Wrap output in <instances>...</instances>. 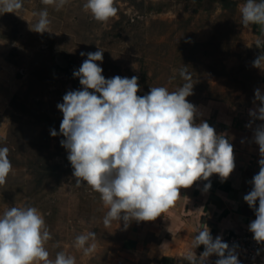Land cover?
Here are the masks:
<instances>
[{"label":"rangeland","instance_id":"rangeland-1","mask_svg":"<svg viewBox=\"0 0 264 264\" xmlns=\"http://www.w3.org/2000/svg\"><path fill=\"white\" fill-rule=\"evenodd\" d=\"M237 1L238 10L230 12L207 0H114L117 16L106 24L83 10L86 0H68L60 10L23 0L20 16L0 15V147L9 148L12 163L0 186V215L12 206L36 207L52 237L45 245L51 259L65 251L76 264H95L97 255H109L122 237V221L104 226L100 194L77 186L64 137L50 134L59 133L63 96L82 87L73 75L87 59L80 53L104 51L97 62L104 77L137 76L141 96L151 87L182 86L185 66L193 84L187 100L195 106L206 98L231 100L241 90L250 96L261 80L253 62L264 49L255 46L259 32L241 25L244 0ZM44 9L50 32L41 34L30 27L38 19L33 13ZM61 53L70 55L68 70L57 66ZM87 231L95 232L98 245L89 257L74 247Z\"/></svg>","mask_w":264,"mask_h":264},{"label":"clouds","instance_id":"clouds-1","mask_svg":"<svg viewBox=\"0 0 264 264\" xmlns=\"http://www.w3.org/2000/svg\"><path fill=\"white\" fill-rule=\"evenodd\" d=\"M44 5L62 9L68 0H42ZM83 10L101 23L117 16L114 0H86ZM23 11V0H0V15ZM241 25H257L264 32V0H244L239 6ZM38 17L30 27L43 34L50 32L47 9L33 13ZM264 49V37L255 41ZM103 52H81L86 56L74 77L80 90L68 91L63 103L57 105L63 114L59 133L52 129L68 156L77 186L85 183L100 194L107 209L104 226L113 221H154L180 197L181 188L196 181H208L216 174L226 180L235 169L233 145L224 134L206 121L196 123L198 109L187 100L193 94L191 75L187 67L179 70L185 81L174 91L167 87H151L138 95V77L105 78L97 62H103ZM264 71V53L253 62ZM259 106L250 116L264 121V94L255 90ZM250 126V125H246ZM259 146V172L250 181L251 191L243 199L255 212L249 231L257 244H264V124L254 131ZM12 172L9 148L0 147V186L6 184ZM205 185V190L210 188ZM258 201V207H256ZM43 214L33 206H12L0 215V264H76V257L60 251L54 259L45 245L51 239ZM91 241V243H89ZM203 246L199 256L195 249ZM74 247L89 257L97 250L96 234L92 231L76 236ZM216 255L215 264H240L235 248H230L220 236L212 237L207 226L194 235L183 255L187 264H207Z\"/></svg>","mask_w":264,"mask_h":264},{"label":"crops","instance_id":"crops-1","mask_svg":"<svg viewBox=\"0 0 264 264\" xmlns=\"http://www.w3.org/2000/svg\"><path fill=\"white\" fill-rule=\"evenodd\" d=\"M256 30L259 38L264 37L260 28ZM258 73L261 80L255 90L264 94V71L258 69ZM255 90L250 96L241 90L231 100L206 98L196 104V123L206 121L233 145L235 169L230 176L222 181L214 174L208 181L181 188L180 197L154 221H131L127 227L122 222V237L115 249L109 255H97L95 264H187L183 255L201 225L209 228L214 239L220 236L223 241L231 233L249 231L255 212L243 197L251 191L250 181L259 172L261 157L253 137L257 126L264 124L249 114L259 106ZM206 184L211 185L207 190ZM203 251V246L195 249L197 256ZM215 261L212 255L207 264ZM253 264H264V258Z\"/></svg>","mask_w":264,"mask_h":264},{"label":"built area","instance_id":"built-area-1","mask_svg":"<svg viewBox=\"0 0 264 264\" xmlns=\"http://www.w3.org/2000/svg\"><path fill=\"white\" fill-rule=\"evenodd\" d=\"M255 218L252 217V221ZM224 242L228 243L230 248H235L240 264H253L259 258H264V244H257L250 231L231 233ZM215 259H218L216 255Z\"/></svg>","mask_w":264,"mask_h":264},{"label":"trees","instance_id":"trees-1","mask_svg":"<svg viewBox=\"0 0 264 264\" xmlns=\"http://www.w3.org/2000/svg\"><path fill=\"white\" fill-rule=\"evenodd\" d=\"M207 2L210 5H214L216 3H220V5L222 6V8H224L225 10H228L230 12H236L238 10V1L237 0H207ZM252 27L254 29L256 28H260L257 25H252ZM59 68L64 69V70H68L69 67H61L60 65H57ZM143 75L147 76V72L143 71ZM215 99V98H214Z\"/></svg>","mask_w":264,"mask_h":264},{"label":"water","instance_id":"water-1","mask_svg":"<svg viewBox=\"0 0 264 264\" xmlns=\"http://www.w3.org/2000/svg\"><path fill=\"white\" fill-rule=\"evenodd\" d=\"M57 63L61 67H66L70 63V55L68 53H61L57 56ZM255 217V215H253Z\"/></svg>","mask_w":264,"mask_h":264}]
</instances>
